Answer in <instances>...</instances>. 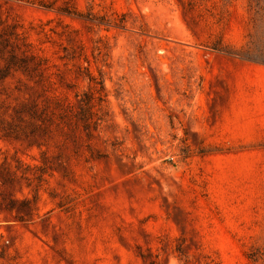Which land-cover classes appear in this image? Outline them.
I'll return each mask as SVG.
<instances>
[{
    "label": "rangeland",
    "instance_id": "1",
    "mask_svg": "<svg viewBox=\"0 0 264 264\" xmlns=\"http://www.w3.org/2000/svg\"><path fill=\"white\" fill-rule=\"evenodd\" d=\"M0 264H264V0H0Z\"/></svg>",
    "mask_w": 264,
    "mask_h": 264
}]
</instances>
